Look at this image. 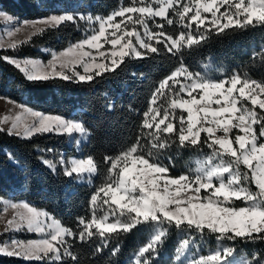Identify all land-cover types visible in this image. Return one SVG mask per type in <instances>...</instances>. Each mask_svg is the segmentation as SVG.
Masks as SVG:
<instances>
[{
    "label": "trees",
    "instance_id": "trees-1",
    "mask_svg": "<svg viewBox=\"0 0 264 264\" xmlns=\"http://www.w3.org/2000/svg\"><path fill=\"white\" fill-rule=\"evenodd\" d=\"M182 2L191 4L190 0ZM141 3H148V0H0V10L21 20L34 21L61 14H72L77 18L76 23L65 21L58 27L45 28L15 48L0 49V56L48 59L51 51H62L83 41L93 34V29L98 28V23L79 20V14H90L95 21V17L107 18L122 7ZM152 7L157 5L153 3ZM168 17L173 20L172 25L162 18L156 17L155 22L148 19L149 30L158 32L160 29L157 25L163 24V31L173 37L189 31L185 26L187 18L181 21L171 9ZM253 23L244 28L229 27L223 32H217L213 27L205 39L198 44L186 45L177 55L166 51L164 45L157 44L154 39L149 41L144 36L143 26L137 24L136 30L160 51L148 52L142 58L124 57L123 63L115 71H106L98 76L93 73L91 82L62 80L59 77L32 81L12 63L0 59V98L47 115L80 121L88 133L87 141L77 147L64 134L36 133L25 138L10 135L7 131L0 132V198L13 202L25 201L53 216L63 227L79 233L82 226L78 218L91 219L92 195L115 179L114 172L109 174L110 161L106 162L105 157H120L137 140L144 148L142 151L137 147L136 154L147 157L151 151L153 155L147 158L165 166L167 175L172 178L200 174L198 170H203L200 161L208 160L214 165L234 159L228 154H218L223 153L219 146L215 151L210 149L203 142L205 133H201L200 144L187 147L173 140L174 134H171L168 147L157 152L150 149V137L145 135L150 130L142 127V121L150 108L159 109L161 114L168 111L170 118L175 117L173 123L177 128L179 117H186L187 113L183 110L173 108L172 101L177 97L167 88L162 90L163 95H157L155 104L150 103L163 79L181 67L194 76L216 82L238 75L242 81L247 79L264 83V23ZM129 25L131 27V22ZM204 30L202 27L200 32ZM192 32L194 36L199 35L195 24H192ZM241 103L253 107L250 101L243 98L239 99L238 107ZM255 110L257 113L264 112L258 106ZM254 129L258 135L259 125H254ZM238 133L239 130L232 129L230 137L234 138ZM260 140L264 141V137ZM234 146L239 147L237 144ZM60 157L64 158L66 164L70 158H91L96 166L92 180L80 183L77 174L66 176L59 164ZM45 161L55 164V171ZM240 171L243 173L248 169L241 164ZM250 187L252 191H257L254 183ZM204 194L202 191L201 195ZM229 206L238 208L246 205L243 200L233 199ZM95 207L96 216L103 215L99 198ZM121 220L126 221L127 216H122ZM161 231L164 235L155 243V254H145L152 256L150 264H192L193 260L218 250L221 251V260L213 264H264V239H218L219 234L208 229L200 234L195 229L184 226L177 228L174 223L160 224L151 220L142 221L129 231L118 229L116 233L106 234L111 238L102 247L99 236L87 240L66 237L69 250L76 259L63 256L61 261H53L52 264H135L139 250L152 242ZM260 235L264 236V233ZM185 239H189V244L181 247ZM228 248L232 252L225 256L223 250ZM113 249L117 251L113 252ZM0 264L44 262L0 255Z\"/></svg>",
    "mask_w": 264,
    "mask_h": 264
},
{
    "label": "snow or ice",
    "instance_id": "snow-or-ice-1",
    "mask_svg": "<svg viewBox=\"0 0 264 264\" xmlns=\"http://www.w3.org/2000/svg\"><path fill=\"white\" fill-rule=\"evenodd\" d=\"M153 3L157 7L153 8ZM194 3L195 7L182 0H148V3L122 7L107 18L95 17V21L90 14L88 16L79 14V20L98 23V28L93 29V34L75 45V49L83 50L85 46L95 49L99 56L105 61H110V64L96 62L92 53L87 51L71 56L70 54L74 51L72 48L60 54L68 59L61 61L59 65L60 69H69L71 75L57 70L56 53L52 54L53 60L49 64L51 71L37 70L38 62L33 60L21 61L7 56H0V59L12 63L25 74L27 79L32 81H46L59 77L62 80L76 79L79 82H91L94 79L93 73L98 76L106 71H115L123 63L124 57L142 58L148 52L158 53L160 51L158 47L141 37L135 27L137 24L143 26L144 36L148 37L149 41L154 39L157 44H163L166 51L177 55L186 45L198 44L205 39L207 32L213 27L217 32H223L229 27L244 28L254 25V21L264 23V0H248V3H245V0H235V2L232 0H194ZM224 6L227 7L221 12L220 9ZM170 9L181 21L187 18L188 22L185 26L189 31L181 32L178 37H173L163 31V24L157 25L160 31H150L148 19L155 22V18L160 17L166 20L168 25L173 24V20L167 15ZM202 13H211V20L207 26H205V21L208 18L203 17ZM133 14L138 15H135L133 19ZM117 17L121 20L117 21ZM5 19L12 20L13 18L5 14ZM65 21L76 23L77 18L72 14H61L38 21H24L22 24L30 27L35 35L37 32H43L44 26L55 28ZM221 21L225 22L221 23ZM128 22H131V27ZM192 24H196V32L199 35H193ZM202 27L205 29L204 32H200ZM19 30L20 28L17 27L16 31ZM132 37L138 41V47L133 44ZM105 43L111 46L110 52L100 51ZM10 47L15 48L16 45L11 44ZM139 49H144L145 52ZM84 57H88L89 60L85 62ZM77 63L84 65L83 71L86 75L72 70L74 64ZM182 73H186V69L181 68L165 77L150 103L155 104L157 95H163L162 90L167 88L169 93L175 92L177 97L172 101L173 108L178 107L187 115L179 117L177 128L173 123L175 117L170 118L168 111L163 114L159 109L150 108L146 111L142 127L150 130L145 133L150 137V149H155L157 152L163 151L168 147L171 134H174L172 139L178 140L181 146H195L201 143V133H205L206 139L203 142L210 149L215 151L216 146H219L223 153L218 154H228L234 159L219 168H212L208 171L198 170L200 174L194 177L180 175L178 178H172L166 175L168 169L165 166L147 158L153 155L151 151L147 153V157L144 154H136L137 147L142 151L144 148L137 140V143L120 157H105L106 162L110 161L109 174L114 172L115 179L98 188L92 195L90 199V204L93 206L91 219L86 221L83 217L78 218V223L82 226L79 233L62 227L59 221L53 219L47 212L37 211L26 202L6 204V207L0 210V215L6 212L9 206L13 209H21L17 216L6 221V231H20L26 227L30 232L44 234V238L26 243L11 241L10 245L0 247V254L15 256L26 261H43L44 264L61 261L63 256L75 260L76 256L69 250L70 245L64 237L87 240L93 236H99L102 247L106 246L111 238L106 234L116 233L118 229L129 231L138 223L148 220L160 224L174 223L177 228L184 226L186 229H195L200 234L208 229L212 233H218V239L235 240L238 237L252 240L264 239V236L260 235L264 233V141L260 140L264 137V112L257 113L255 110L256 106L264 110V99L261 98V95H264V83L247 79L242 81L238 75L232 76L227 81L216 83L198 79L191 80V73L185 75V80H191V82L184 83L176 79ZM226 84L230 87H226ZM177 85L179 87H176ZM197 90L200 93L198 98L193 95ZM237 92L239 96L234 95ZM184 96L190 99L183 98ZM240 98L250 101L253 107L243 103L237 107ZM212 104L219 107L212 108ZM24 111L29 112L34 118L31 124L21 129L16 122H12L10 128H5L4 125L9 123V116L5 115L0 119V132L7 131L10 135L27 137L36 133H85L81 123L68 121L56 115L42 114L28 108ZM15 120L19 121L20 117L17 116ZM257 124L259 125L258 135L253 127ZM233 128L238 129L243 135L236 134L234 138H229V133ZM218 130L224 135L216 136ZM234 144L239 147H234ZM45 163L55 171V164L50 161H45ZM59 164L66 176H73L74 173H91L96 168L91 158L72 160L70 166H65L64 158L60 157ZM241 164L247 167V172L240 171ZM224 173L228 174L227 181L224 179ZM214 179L218 181V185L214 184ZM252 183L255 184L257 191L251 190ZM202 190L205 193L203 196L200 195ZM98 198L100 205L103 206L101 216L95 214ZM233 199L243 200L246 206L238 208L229 206ZM122 216H127V220L122 221ZM110 217L114 219L110 221ZM163 235V231L159 232L152 242L139 250L135 264H150L152 256L145 254L150 252L155 254V243L160 241ZM188 244L189 239H185L181 247ZM99 250L100 248L97 249ZM116 251L117 249H113V252ZM223 251L227 256L232 249L228 248ZM179 258L180 256L177 255V259ZM220 260L221 251L218 250L213 254L193 260L192 264H213Z\"/></svg>",
    "mask_w": 264,
    "mask_h": 264
},
{
    "label": "rangeland",
    "instance_id": "rangeland-1",
    "mask_svg": "<svg viewBox=\"0 0 264 264\" xmlns=\"http://www.w3.org/2000/svg\"><path fill=\"white\" fill-rule=\"evenodd\" d=\"M190 1H191V5L193 7H195L194 0H190ZM232 2H235V0H232ZM245 3H248V0H245ZM225 7H227V6L221 7L220 11L223 12L225 10ZM5 14H7L8 16H11L13 19L12 20L5 19ZM56 16H59V15H56ZM202 16L208 18V20L205 21V26H207L209 21L211 20V13H202ZM134 18H135V14H133V19ZM239 18L242 19V17H239ZM40 19H43V18H40ZM40 19H37V20H34V21H38ZM116 19H117V21L121 20L120 17H117ZM24 21L31 22V20H21L20 18L14 17V16H12V15H10V14L2 11V10H0V49L10 48L11 44H15V45L21 44V43L29 40L33 36L32 29L30 27L24 26L22 24V22H24ZM224 22L225 21H221V23H224ZM17 27L20 28L19 31H16ZM122 27H123V25H122ZM45 28H48V26H44V29ZM109 32H111V29H109ZM141 37L144 38L142 35H141ZM126 39H128V38L126 37ZM131 39L133 41V44L138 47V41L135 39V37H132ZM80 42H82V41H80ZM80 42H78V43H80ZM78 43H75V44L67 47L66 49H64L62 51H51V54H50L49 58L45 59V60L44 59H31V58H26V59L27 60L37 61L38 62L37 70L43 69V70H46V71H51V69L49 67V64L53 60L52 54L56 53L57 54V59H56L57 70H62V71L65 72V74L69 75V74H71V71L69 69H60V67H59L61 61L68 59V57H63L60 54L61 53H65V52L68 51V49L72 48V49H74V51H73L72 54H70L71 56L79 55L81 51H87V52H91L92 53V55L96 59V62H105V63H109L110 64V61L103 60V58H101L99 56V53L95 49H89L87 46H85V48L83 50L75 49V45H77ZM102 43H104V42L102 41ZM105 50H108L110 52L111 51V46L109 44L105 43L104 48L100 49V51H105ZM139 50L141 52L145 51L144 49H139ZM15 59H17V58H15ZM26 59H17V60L23 61V60H26ZM84 60H85V62H87L89 60V58L88 57H84ZM83 68H84L83 64L77 63V64H74V67H73L72 70H74L76 72H79L80 74H85L86 75V73H84V71H83ZM181 68H183V67H181ZM183 69H185V68H183ZM186 73H189V72L186 70ZM186 73H182L181 76L176 77V79L179 80V81H183L184 83H190L191 80H197V79L198 80H204L206 82L216 83V81L206 80V79H203L202 77L194 76V75H192L191 80H185ZM170 83H171V81H170ZM225 86L226 87H230L229 84H226ZM193 95L197 96V98H198L199 95H200L199 90H197V92H194ZM234 95L239 96V93L238 92L234 93ZM187 98L190 99V97H187ZM261 98L264 99V95H261ZM10 102H14V101H11V100H8V99H5V98H0V119H2L5 115L9 116V123L4 125L5 128H10L11 127V123L12 122H16L20 126V128L23 129L24 126H26L28 124H31L33 122L34 118L31 116V114L29 112L24 111V109L28 108V107H26V106H24L22 104L16 103V102H14V103H10ZM18 106H21V107H18ZM211 107L212 108H218L219 106L215 105V104H212ZM237 107H238V104H237ZM28 109H30V108H28ZM31 110L32 111H36L34 109H31ZM42 114H44V113H42ZM237 115H239V113H237ZM17 116L20 117L19 121L15 120V118ZM68 121H72V120H68ZM72 122L81 123L80 121H72ZM234 123H235V121H234ZM233 129H236V128H233ZM230 133H229V138H231L230 137ZM56 134H60V135L64 134V135H66L68 137V139L70 140V143H75V145H77V147H80L83 143H85L87 141V138H88V133L86 131H85L84 134H81L79 132H72L70 134L66 133V132L65 133H56ZM238 134L243 135V133H238ZM223 135H224V133L222 131H220V130H218L216 132V136H218V137L219 136H223ZM20 136L28 138L27 136H24V135H20ZM72 160H81V159L71 158L70 161L67 164L65 163V166H70ZM255 163L256 162L254 161V164ZM200 165L203 167L204 171H208V170H211L212 168H219V167L223 166V164L221 162L220 163L217 162L216 164L212 165L211 163L208 162V160L200 161ZM74 174H76V173H74ZM94 174H95V171L91 172V173H80V174H77V175L80 177V180H85V181L90 182L92 180V177L94 176ZM223 176H224L225 181H227L228 174L224 173ZM213 182H214V184L218 185V181H216L215 179H214ZM202 191H204V190H202ZM200 195H201V193H200ZM24 202L25 201L13 202V201L8 200V199L0 198V210H3L6 207V204H11V203L20 204V203H24ZM29 206L33 207L30 204H29ZM19 211H21V209H13V208H11L9 206L7 208V211L4 212L2 215H0V247L6 246V245H10L11 241H18V242H25L26 243V242H30V241H37V240H40V239L44 238V234H41V233H38V232H30V231L27 230L26 227L24 229L20 230V231H6V221L8 219H12L14 216H17V213ZM24 211H26V210H24ZM37 211L45 212V211H42V210H39V209H37ZM51 217L53 219H55L53 216H51ZM112 219H114V217H110V221ZM48 223H51V221H48ZM66 237H64V239ZM0 255H3V254H0Z\"/></svg>",
    "mask_w": 264,
    "mask_h": 264
},
{
    "label": "crops",
    "instance_id": "crops-1",
    "mask_svg": "<svg viewBox=\"0 0 264 264\" xmlns=\"http://www.w3.org/2000/svg\"><path fill=\"white\" fill-rule=\"evenodd\" d=\"M168 12H169V11H168ZM158 18H160V17H158ZM183 68H184V67H183ZM253 127H254V126H253ZM70 159H71V158H70ZM70 159H69V161H70ZM76 159H78V158H76ZM85 159H87V158H85ZM69 161H68V162H69ZM84 181H85V180H80V177H79L78 182L81 183V182H84Z\"/></svg>",
    "mask_w": 264,
    "mask_h": 264
}]
</instances>
